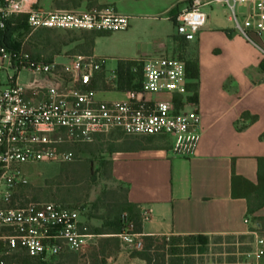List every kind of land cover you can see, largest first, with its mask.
Returning a JSON list of instances; mask_svg holds the SVG:
<instances>
[{
	"label": "built area",
	"instance_id": "obj_1",
	"mask_svg": "<svg viewBox=\"0 0 264 264\" xmlns=\"http://www.w3.org/2000/svg\"><path fill=\"white\" fill-rule=\"evenodd\" d=\"M175 19L176 33L187 41L207 25L206 8H221L233 33L264 50V0H183ZM28 16L31 32H124L131 16L113 7L90 10L49 9L39 0H5L0 5V30L16 16ZM144 66L140 90L124 92L122 100L97 99L94 84L117 92V69L107 71L102 59L77 55L65 62L35 57L23 48L0 47V264L22 250L32 258L79 252L93 237L82 229L81 212L57 203L10 207L16 189L28 183L26 164L68 163L66 149L90 144L99 135L118 131L126 136L169 137L174 155H194L201 139V117L187 101L186 65L176 57L157 56L136 61ZM23 75L28 82L23 83ZM155 95H169L157 99ZM184 100L177 107L176 98ZM143 222L150 211L141 208ZM245 223L250 226L247 218ZM255 255L264 258V238L256 231ZM134 250L143 249V235L126 230L117 235Z\"/></svg>",
	"mask_w": 264,
	"mask_h": 264
},
{
	"label": "crops",
	"instance_id": "obj_2",
	"mask_svg": "<svg viewBox=\"0 0 264 264\" xmlns=\"http://www.w3.org/2000/svg\"><path fill=\"white\" fill-rule=\"evenodd\" d=\"M99 5L132 18L114 49L99 47L113 33L95 41L92 55L107 71L116 70L119 61L174 56L173 21L183 0H99ZM141 21L156 24L146 41L130 39ZM229 23L223 10L208 14L207 25L185 48L186 58L199 66L201 139L194 155H174L170 138L169 148L158 141L166 136L143 139L115 131L92 144H109L111 179L126 190L129 203L150 211L143 236H240L249 232L245 220L251 211L264 216V50L234 34ZM96 92L98 100L125 98L121 92L116 99L106 96L114 91Z\"/></svg>",
	"mask_w": 264,
	"mask_h": 264
},
{
	"label": "rangeland",
	"instance_id": "obj_3",
	"mask_svg": "<svg viewBox=\"0 0 264 264\" xmlns=\"http://www.w3.org/2000/svg\"><path fill=\"white\" fill-rule=\"evenodd\" d=\"M52 4V0H42L40 3L41 7L45 8H49ZM220 10L222 9L215 7L213 9L206 8L205 11L212 17ZM224 18L228 21L225 16ZM139 24L140 26L134 31L130 39L139 38L143 40L147 30L156 23L141 21ZM229 25L233 28L231 23ZM84 34V32L63 31H37L33 33L26 26H22L15 33L14 39L23 43L35 54L43 55L49 60L56 59L59 62H65L66 58L89 55L85 53L86 48L81 41ZM123 36L122 32H115L112 37L104 38L99 43V47L106 50L114 49L117 40L122 39ZM176 38L175 36L174 41ZM45 39H50L47 48L41 43ZM22 82H28V75H23ZM104 83L105 76H99L96 82L98 91L104 90ZM112 93L106 95L107 98L116 99L120 97L117 92ZM155 98L164 99L165 95H155ZM137 138L150 139L147 137ZM158 141L168 148L170 147L165 139ZM109 149L108 143H102L99 147L100 151L96 153L94 158L90 157L89 154L78 153L76 158L68 163L24 165L22 173L27 178L28 183L16 189L14 193L16 196L15 206L21 207L29 203H57L69 206L81 212V224L85 232L93 233L95 230L105 229V224L108 222L106 217L113 210L116 199L122 197L124 189L111 179L109 168L104 165ZM66 150L74 155L77 148L68 147ZM91 161H93L92 165L90 164ZM77 163L79 164L76 165ZM257 200L261 199L257 197ZM248 219L251 225L249 232L245 235L214 236L194 241L182 238L181 241L174 242L171 239L173 237H158L155 248L160 250L165 247L167 250L166 260L170 264H264V258L257 259L254 254L255 236L251 234L252 231H256L259 237L264 238V216L253 214ZM91 235L93 237L84 249L54 258L51 264H145L139 258L134 257L135 252H140L143 249L134 250L123 244L118 237L120 240L119 252L109 249L106 251L105 257L100 256L98 252L101 250V242L107 235ZM165 238L167 239L165 240ZM169 244H173V246ZM154 255L156 257L157 253Z\"/></svg>",
	"mask_w": 264,
	"mask_h": 264
},
{
	"label": "trees",
	"instance_id": "obj_4",
	"mask_svg": "<svg viewBox=\"0 0 264 264\" xmlns=\"http://www.w3.org/2000/svg\"><path fill=\"white\" fill-rule=\"evenodd\" d=\"M41 2V0H39ZM5 0H0V5H3ZM54 8L57 9H73V10H90L93 8H103L99 5V0H55L54 2ZM28 16L22 15V16H16L10 18L6 22V27L4 30H0V47H5L8 49H24L26 52L32 54L35 57H41L43 55H38L33 53L30 49L27 48V46H24L23 43H20L14 39L15 33L19 31V29L22 26H26L28 30L31 29L28 26L27 23ZM174 28L176 27L175 20L173 21ZM49 32V31H62V30H54V29H42L39 30V32ZM63 32H84L85 34L81 37L82 45L84 48H86V54L92 55L93 49L95 45V41L97 38L105 37L112 32H106V31H63ZM177 47L175 48V54L174 57L180 59L183 61L186 65V75H187V89L189 92V96H187L185 99L187 101L195 102L197 104L198 102V79H199V66L196 61H190L186 58L184 55L185 48L187 46L188 41L185 37L177 36L175 39ZM50 42V39H45L43 42V46L47 48L48 43ZM41 44V45H42ZM48 50V49H46ZM262 69L264 70V62L262 64ZM117 73H118V89L117 92H127L130 90H140L142 87L143 77H144V66L136 61H119L118 67H117ZM94 89H98V86H96V82L94 84ZM104 90L106 91H112L110 88L104 86ZM184 99L182 97L176 98L177 101V107L181 105V102ZM167 141V143L170 145V139L169 137H163ZM94 143V142H93ZM82 144L81 146L77 147V150L74 152L75 154H72V159L76 158V155L78 153L81 154H89L90 157H95L96 153L99 152V146H93L92 144ZM77 163L76 165H78ZM90 164H93V161L90 162ZM105 166H108L109 163L105 160L104 162ZM74 171V170H73ZM109 175L110 174V168H109ZM264 187V183H263ZM255 192H258V188H255ZM123 195L122 197H118L115 201L113 210L108 214V217H106V220L108 221L105 224V229L95 230L93 233L88 234H97V235H107L104 240L101 242V250L98 252L100 256L105 257L107 250H114L116 252H119V245L120 240L117 238V235L123 233L126 230H132L134 233L142 234L143 232V220L141 216V209L140 207L133 205L129 203L127 199L126 190L123 189L122 191ZM16 196L13 195V198L9 204L10 207L15 206ZM254 212L251 211L250 214L252 215ZM103 219V218H102ZM182 238H186L187 240H204L207 238V236H187V237H174L171 238L174 241H181ZM167 238H165L166 240ZM158 242V237L153 236H144L143 237V250L140 252H135L136 258H139L145 264H170L167 262V250L164 248L157 249L155 248V244ZM173 246V244H169ZM162 252L161 254H159ZM70 253H76V252H70ZM69 253V254H70ZM154 253H157L156 257ZM64 255V254H63ZM52 256V257H38V258H32L27 255L26 252L22 250L16 251L10 258L9 262L10 264H51L54 258H58L60 256ZM70 257V256H69Z\"/></svg>",
	"mask_w": 264,
	"mask_h": 264
}]
</instances>
